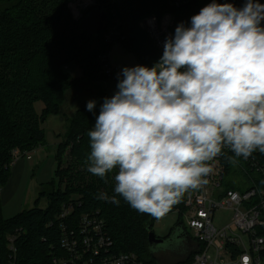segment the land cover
Returning a JSON list of instances; mask_svg holds the SVG:
<instances>
[{
  "label": "clouds",
  "instance_id": "1",
  "mask_svg": "<svg viewBox=\"0 0 264 264\" xmlns=\"http://www.w3.org/2000/svg\"><path fill=\"white\" fill-rule=\"evenodd\" d=\"M264 4L216 0L177 25L152 67H124L88 132L87 171L116 195L97 199L162 217L185 191L207 181L208 161L264 153ZM96 101L86 109L95 116ZM232 160V163H236ZM249 264V258H244Z\"/></svg>",
  "mask_w": 264,
  "mask_h": 264
},
{
  "label": "trees",
  "instance_id": "2",
  "mask_svg": "<svg viewBox=\"0 0 264 264\" xmlns=\"http://www.w3.org/2000/svg\"><path fill=\"white\" fill-rule=\"evenodd\" d=\"M76 0H0V187L5 188L12 176L14 157L12 151L19 148L22 157L26 152L47 143L44 121L60 114L66 97L85 81L98 82L108 79L100 58L111 51L113 43L105 33L117 25L122 34L127 30L124 46L133 51L144 66L156 64L163 52L149 34L139 26L140 19L156 14L162 17L173 13L175 20L190 24L191 17L212 0H190L176 7L173 0H96L98 29L92 31L84 25L83 17L77 18L71 9ZM219 0H216L218 2ZM263 3L264 0H259ZM89 3V0H87ZM121 18V24L116 20ZM102 27L101 30H99ZM75 64L82 76L73 77L65 68ZM106 94V92H105ZM44 102L39 113L36 103ZM94 116L86 106L76 109L67 120V129L59 134L55 179L48 182L49 190L42 188L32 208H25L13 217H5L0 202V264H10L9 237L17 235L16 264H52L53 257L62 256L61 223L78 228L83 213L99 212L105 218L116 252H135L147 264H156L151 252L148 234L155 222L162 217L185 211V192L160 218L132 208L122 197L119 205L97 199L101 192L109 197L114 192V175L105 180L87 171L90 155L88 132L94 127L99 115L100 103ZM69 156V158L67 156ZM71 157V159H70ZM42 198L48 199L45 208ZM76 202L71 216L60 218L64 202ZM176 222V223H177ZM193 248L183 253L175 264L189 263L195 254Z\"/></svg>",
  "mask_w": 264,
  "mask_h": 264
},
{
  "label": "built area",
  "instance_id": "3",
  "mask_svg": "<svg viewBox=\"0 0 264 264\" xmlns=\"http://www.w3.org/2000/svg\"><path fill=\"white\" fill-rule=\"evenodd\" d=\"M189 1L173 0V4L182 7ZM217 3H232L240 8L245 0H219ZM116 23L121 24L119 20ZM180 23L169 12L162 17L146 16L140 24L163 52L165 38L174 35ZM183 23L186 27L190 25ZM105 38L113 43L125 37L114 25L105 33ZM109 53L101 56L100 63L104 74L117 78L119 72L112 67ZM35 149L25 156H31ZM12 155L13 164L22 157L19 148L14 149ZM233 159L237 162L232 163ZM207 163L212 169L204 177L207 183L190 188L184 194L186 211L181 222L186 232L189 231L188 248L195 251L187 264H244L245 257L249 258V264H264V153L257 149L244 159L235 157L225 146L220 155ZM2 191L0 187V202ZM75 203L64 202L60 218L71 216ZM220 210L231 212L222 225L217 224ZM77 225L78 228L73 229L66 221L61 223L65 254L55 255L52 264H147L138 253L115 251L106 220L99 212L83 213ZM16 239L15 234L9 237L10 264H16Z\"/></svg>",
  "mask_w": 264,
  "mask_h": 264
},
{
  "label": "rangeland",
  "instance_id": "4",
  "mask_svg": "<svg viewBox=\"0 0 264 264\" xmlns=\"http://www.w3.org/2000/svg\"><path fill=\"white\" fill-rule=\"evenodd\" d=\"M86 1L78 0L72 3L74 12H77L78 8L82 11L84 9V12L81 14L82 15L81 17H83L85 12L91 9L93 12V8L96 7V5H92V4H91L92 6L86 5ZM94 2L97 3L96 0H94ZM98 14L99 13H95L94 15L96 24H93L92 26L93 28H90L92 31L98 29L97 27L98 18H99ZM87 15L85 14L84 18H86ZM145 17H142L140 19L139 26H141L140 23L142 22V19ZM118 20L123 21L121 18H118ZM84 23H88V21L85 20ZM124 37H125L124 39L113 41V47L109 53L111 65L112 67L118 69L119 73L124 67H134L136 65H143V63L138 59L137 55L133 51L126 48L122 42V41H127L128 39L127 30L125 31ZM152 66L153 65H151L150 67ZM65 70L67 69L65 68ZM117 82L118 80L115 77H108V79L100 80L98 82H90L91 84H94L92 85V87L96 88L97 95L95 97L90 96L89 100H95L96 104L102 101L100 103L101 105L103 103L104 97H111L114 95V93L117 90L116 89ZM106 90L108 92V95L107 93L105 94ZM35 106L37 112L40 113L44 108V102L38 101ZM61 112H62V108L60 114L49 116L44 121L42 127L45 128L47 143L44 146H42L43 148L41 149V151H38L39 148H37V150L33 152L31 156L28 155L24 156L26 165H24L23 172L20 169L17 176L14 175L12 182L10 184L11 187L9 188L8 191L9 195L1 199L2 212L5 215V217L7 218L13 217L19 211L25 208H32V206H34L35 204L36 198L40 195L42 188L45 187V190H49L47 183L52 181L53 179H55L56 188H59L60 186V184H58L59 180L58 178H56L55 175V171L57 168V163L55 160V152H56L55 149L57 145L60 143L61 137H58L59 138L58 139L56 137V134H59V132L66 130L67 121H68L67 119L70 117L69 114L67 115ZM31 157L33 162L32 161L29 162V159ZM67 157L69 158V156ZM31 163H35V164H31ZM47 203H48V199L42 198L40 206L45 208ZM230 216H231V212L228 210L218 211L217 224L218 225L224 224L226 221L225 218L229 219ZM178 220H179V214L177 212H174V214L166 215L162 217L159 221L155 222V226L153 230L156 233V235L160 238L167 237L170 234L172 236L174 234L175 231L174 229L177 224L176 222ZM187 232L189 233V231ZM180 242L181 240H177L176 244ZM151 252L154 253L158 264H175L178 260L182 259L181 258L182 254L179 252H177L176 254L167 250H161V251L151 250Z\"/></svg>",
  "mask_w": 264,
  "mask_h": 264
},
{
  "label": "crops",
  "instance_id": "5",
  "mask_svg": "<svg viewBox=\"0 0 264 264\" xmlns=\"http://www.w3.org/2000/svg\"><path fill=\"white\" fill-rule=\"evenodd\" d=\"M76 1H78V0H76ZM76 1H74V2H76ZM84 1H86V0H84ZM89 1H90V3H87V1H86V5L90 6L91 4L92 5L95 4L94 0H89ZM72 3L73 2H71L72 12L74 13V15L77 18H80L82 16L81 14L84 12V9L82 11L78 8L77 12H74V9L72 7ZM95 13H98V11L96 12L95 10H93V12H91V14H88L86 16V18H84L83 22H85V20L88 21V23H84V25L86 27L93 28L92 27L93 24H96L95 17H94ZM66 69L69 71L70 74H72L73 77L82 76V70H80V68L78 66H76L75 64H71L70 66H67ZM92 85H94V84H91L90 81H85L84 83H81V85L77 89H72L66 97L67 101L65 102V104L62 107L61 113L67 114V115L69 114V116L72 117V115L74 114V112L76 111L77 108L82 107V106H86V104H87L86 102L89 100V97L90 96L95 97L97 95V90H96V88H93ZM106 93L108 95L107 90H106ZM65 131L66 130L59 132V134H63ZM59 134H56L57 138H58ZM38 148H39L38 151H41V149L43 147L40 146ZM36 150H37V148L35 149V151ZM55 150H57V147ZM31 161L33 162L32 157H31V159H29V162H31ZM31 164H35V163H31ZM24 165H26L25 157H20L17 160V162H15L13 164L12 169H11V171H12L11 179H10L9 183L7 184V186L5 188H3L1 199L5 198V196L7 197L9 195L8 191H9V188L11 187L10 184L12 182V179H13L14 175L17 176L20 169L23 172ZM1 203H2V200H1Z\"/></svg>",
  "mask_w": 264,
  "mask_h": 264
},
{
  "label": "water",
  "instance_id": "6",
  "mask_svg": "<svg viewBox=\"0 0 264 264\" xmlns=\"http://www.w3.org/2000/svg\"><path fill=\"white\" fill-rule=\"evenodd\" d=\"M101 29L102 27L99 30ZM174 230V234L172 236L170 234L168 239H165L164 237H158L154 230H151L148 234L151 250H174L183 243L182 241L189 239L185 230V226L181 221L177 222ZM177 240H181V242L176 244Z\"/></svg>",
  "mask_w": 264,
  "mask_h": 264
},
{
  "label": "flooded vegetation",
  "instance_id": "7",
  "mask_svg": "<svg viewBox=\"0 0 264 264\" xmlns=\"http://www.w3.org/2000/svg\"><path fill=\"white\" fill-rule=\"evenodd\" d=\"M165 239H168V236L167 237H164ZM188 245H189V239L187 240H184L182 244H180L177 248H175L174 250H167V251H170L174 254H176L177 252L183 254L186 252V249L188 248Z\"/></svg>",
  "mask_w": 264,
  "mask_h": 264
}]
</instances>
